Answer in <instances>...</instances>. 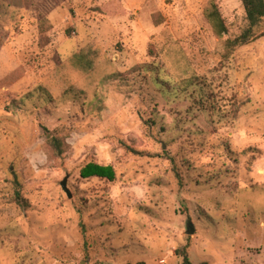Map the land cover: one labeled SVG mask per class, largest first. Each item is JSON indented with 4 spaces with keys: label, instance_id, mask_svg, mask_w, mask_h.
I'll list each match as a JSON object with an SVG mask.
<instances>
[{
    "label": "rangeland",
    "instance_id": "374dc122",
    "mask_svg": "<svg viewBox=\"0 0 264 264\" xmlns=\"http://www.w3.org/2000/svg\"><path fill=\"white\" fill-rule=\"evenodd\" d=\"M247 27L241 0H0V264H264V36L226 56Z\"/></svg>",
    "mask_w": 264,
    "mask_h": 264
},
{
    "label": "trees",
    "instance_id": "16d2710c",
    "mask_svg": "<svg viewBox=\"0 0 264 264\" xmlns=\"http://www.w3.org/2000/svg\"><path fill=\"white\" fill-rule=\"evenodd\" d=\"M246 13V19L248 27L245 31L235 39H227L226 41V56H230L235 48L240 45H245L257 37L264 36V32L256 35L255 29L264 18V0H241ZM206 17L212 24L214 31L223 37L228 34V27L217 7L212 4L206 11ZM79 57V56H78ZM58 156H61L65 151L62 139L58 137H52L48 143ZM81 176L83 178L100 177L109 181L116 179V171L111 165H103L97 162H89L81 169ZM18 198L21 197V193H17ZM181 264H194L189 258L188 254L183 255ZM200 264H210L207 261H203Z\"/></svg>",
    "mask_w": 264,
    "mask_h": 264
},
{
    "label": "water",
    "instance_id": "95a60500",
    "mask_svg": "<svg viewBox=\"0 0 264 264\" xmlns=\"http://www.w3.org/2000/svg\"><path fill=\"white\" fill-rule=\"evenodd\" d=\"M62 187H63V189H64V190L69 194V196H70L71 193H70V190H69V188H68V186H67V179H64V180L62 181ZM187 232H188V234L193 233V232H194V228L191 227Z\"/></svg>",
    "mask_w": 264,
    "mask_h": 264
}]
</instances>
